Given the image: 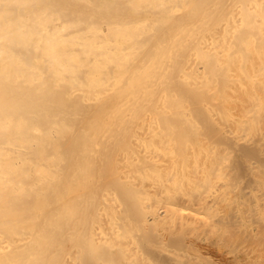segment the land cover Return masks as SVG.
Returning a JSON list of instances; mask_svg holds the SVG:
<instances>
[{
	"label": "bare ground",
	"instance_id": "6f19581e",
	"mask_svg": "<svg viewBox=\"0 0 264 264\" xmlns=\"http://www.w3.org/2000/svg\"><path fill=\"white\" fill-rule=\"evenodd\" d=\"M0 264H264V0H0Z\"/></svg>",
	"mask_w": 264,
	"mask_h": 264
}]
</instances>
